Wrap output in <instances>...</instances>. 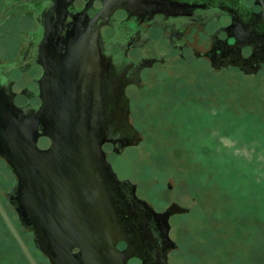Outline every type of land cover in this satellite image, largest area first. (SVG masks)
I'll return each mask as SVG.
<instances>
[{
    "label": "flooded vegetation",
    "instance_id": "af4514ba",
    "mask_svg": "<svg viewBox=\"0 0 264 264\" xmlns=\"http://www.w3.org/2000/svg\"><path fill=\"white\" fill-rule=\"evenodd\" d=\"M103 4V0H8L2 7L0 25L3 11L19 5L23 14L32 16L35 26L27 31L17 53L13 54L9 45L0 51V203L18 231L22 226L33 234L28 215L17 210L19 179L10 160L13 141L7 131L12 132L20 117L31 115L44 104V98L50 96L45 91L59 90L55 76H47L46 67H50L49 74H57L61 58L66 70H82L80 60L66 61L70 56L76 59V53L51 52L50 46L43 51L41 44L49 23L67 26L73 22L75 31L87 35L98 26L90 69L98 72L104 94L106 139L102 147L118 177L105 183L114 209L115 246L125 256V264H177L185 252L174 223L191 207L174 197L163 200L149 196L137 179L119 173L108 154H122L142 140L139 119L133 114L131 88L140 92L147 80L153 84L176 71L175 64L185 66L180 69L182 75L188 63L213 72L264 73V0H135L99 15ZM47 8L50 13L44 21ZM167 56L176 60L171 67L166 64ZM52 100L54 103V96ZM35 143L45 149L51 137L38 134ZM167 186L172 185L167 182ZM0 221L5 226L0 223L1 229L9 231L1 215ZM78 249L75 246L72 250Z\"/></svg>",
    "mask_w": 264,
    "mask_h": 264
},
{
    "label": "rangeland",
    "instance_id": "374dc122",
    "mask_svg": "<svg viewBox=\"0 0 264 264\" xmlns=\"http://www.w3.org/2000/svg\"><path fill=\"white\" fill-rule=\"evenodd\" d=\"M2 18L0 51L17 53L35 20L19 5ZM166 59L168 67L176 61ZM175 66L140 92L131 88L142 140L108 157L149 196L191 207L174 223L185 252L177 264H264V73L188 63L182 75L185 66ZM1 225L0 264H29ZM18 228L38 263L50 264L31 230Z\"/></svg>",
    "mask_w": 264,
    "mask_h": 264
},
{
    "label": "water",
    "instance_id": "95a60500",
    "mask_svg": "<svg viewBox=\"0 0 264 264\" xmlns=\"http://www.w3.org/2000/svg\"><path fill=\"white\" fill-rule=\"evenodd\" d=\"M103 1L99 15L135 3ZM48 13L47 8L44 21ZM49 24L41 44L43 51L50 46L51 52L76 53V59L70 56L66 61L84 64L81 72H70L60 58V71L55 75L46 67L47 76H55L59 90L45 91L50 96L44 98V104L31 115L20 117L12 132L7 131L13 141L9 156L19 179L17 210L28 215L36 246L50 264H125V256L115 246L114 209L105 184L118 177L102 147L106 139L104 94L98 72L90 69L98 26L87 35L75 31L73 22L67 26ZM38 134L51 137L47 148L36 145ZM0 215L29 264H39L1 203ZM75 246L79 248L76 252L72 250Z\"/></svg>",
    "mask_w": 264,
    "mask_h": 264
},
{
    "label": "trees",
    "instance_id": "16d2710c",
    "mask_svg": "<svg viewBox=\"0 0 264 264\" xmlns=\"http://www.w3.org/2000/svg\"><path fill=\"white\" fill-rule=\"evenodd\" d=\"M33 235V234H32ZM33 239H34V237H33Z\"/></svg>",
    "mask_w": 264,
    "mask_h": 264
}]
</instances>
